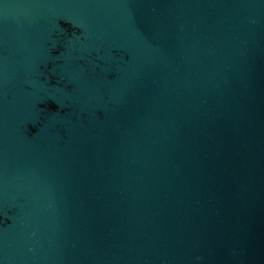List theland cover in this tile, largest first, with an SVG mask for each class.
Wrapping results in <instances>:
<instances>
[{
	"label": "water",
	"instance_id": "95a60500",
	"mask_svg": "<svg viewBox=\"0 0 264 264\" xmlns=\"http://www.w3.org/2000/svg\"><path fill=\"white\" fill-rule=\"evenodd\" d=\"M0 264H264V0H0Z\"/></svg>",
	"mask_w": 264,
	"mask_h": 264
}]
</instances>
